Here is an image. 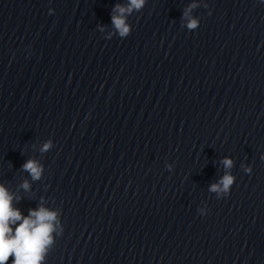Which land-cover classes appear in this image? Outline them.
Here are the masks:
<instances>
[{"label":"clouds","instance_id":"1","mask_svg":"<svg viewBox=\"0 0 264 264\" xmlns=\"http://www.w3.org/2000/svg\"><path fill=\"white\" fill-rule=\"evenodd\" d=\"M146 3L147 0H125V3H116L111 11L112 30L106 32L107 25L100 24L99 31L106 32V39H111L114 35H118L121 39L127 38L132 31L128 18L133 13L142 11ZM197 7L199 4L193 0L183 10V26L189 31L199 27V18L191 15L193 9ZM53 146V141L49 139L42 143L39 151L46 153ZM222 164L226 169L225 174L218 182L209 186V192L218 196L221 194L228 196L236 179L228 171L234 166L233 160L225 157ZM21 169L28 173L32 181L40 180L44 172V166L38 160L31 158L23 163ZM245 171L251 173L252 168L248 167ZM19 187L27 192L31 190V183L25 179ZM20 199L22 197L0 183V264H9V261L11 264H44L47 252L54 243L53 233L59 235L63 231L59 210L47 208L41 202L37 208H30L25 216L15 206ZM199 211L201 214L206 212L204 209Z\"/></svg>","mask_w":264,"mask_h":264}]
</instances>
